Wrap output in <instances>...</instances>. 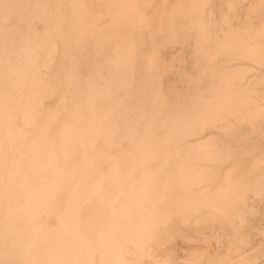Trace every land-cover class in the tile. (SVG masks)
<instances>
[{
  "label": "bare ground",
  "instance_id": "1",
  "mask_svg": "<svg viewBox=\"0 0 264 264\" xmlns=\"http://www.w3.org/2000/svg\"><path fill=\"white\" fill-rule=\"evenodd\" d=\"M262 194L264 0H0V264H253Z\"/></svg>",
  "mask_w": 264,
  "mask_h": 264
},
{
  "label": "rangeland",
  "instance_id": "2",
  "mask_svg": "<svg viewBox=\"0 0 264 264\" xmlns=\"http://www.w3.org/2000/svg\"><path fill=\"white\" fill-rule=\"evenodd\" d=\"M247 9H248L247 7L245 8V7L241 6L240 4H237L234 8V16L236 18H239L241 20V23L246 20L245 14L247 13ZM219 13H220V11L218 12V14H216L217 17L219 16ZM107 23H108L107 20H105V21H103L102 25H106ZM193 49H194V46L192 44L188 48H185V50L180 48V46L178 45L174 48H169L167 50H165V49L161 50V57L163 60L168 61L174 55L179 54L182 51H184L186 59L189 60L192 58V55L194 54ZM232 65L234 67H236V63H233ZM186 71L191 73L194 71V69L191 65L188 64ZM253 71H255V69H253ZM172 87H176L178 89L182 88V84H181L180 79L178 77V73L177 74H169V76L165 77V79L163 81V90L164 91H167L168 88H172ZM243 131L248 132L249 128L245 127V128H243ZM251 201H252V207L257 212H259V214H262L264 211V194H262L261 196L253 197ZM248 218L250 220L253 219L251 217H248ZM229 237H231V236H229ZM262 237H263V239H262ZM184 243H185V237H181L179 239V245H178L177 249L175 251H173V253H174L173 256L175 257V260L178 262L184 261L185 258L187 257V254H186L187 251L184 248ZM233 247L234 246L229 243V238H227V240L223 243H220L217 248L220 252H222L225 249L227 250V249H230ZM254 248L257 249L256 253L251 252V250ZM244 253L248 254L247 256L252 257L253 264L255 262H257L256 264H264V257H263L264 256V223L260 225L258 232L254 234L253 240L251 242V248L248 250L245 249ZM262 257H263V259H262ZM254 258H256V260ZM258 258H260V259L258 260ZM144 264H149V261L145 260ZM169 264H171V263H169Z\"/></svg>",
  "mask_w": 264,
  "mask_h": 264
}]
</instances>
